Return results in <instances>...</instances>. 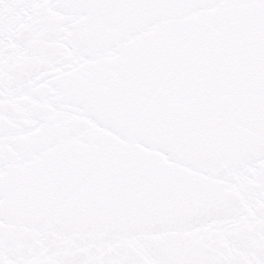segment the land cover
Instances as JSON below:
<instances>
[{
	"label": "snow or ice",
	"instance_id": "snow-or-ice-1",
	"mask_svg": "<svg viewBox=\"0 0 264 264\" xmlns=\"http://www.w3.org/2000/svg\"><path fill=\"white\" fill-rule=\"evenodd\" d=\"M0 264H264V0H0Z\"/></svg>",
	"mask_w": 264,
	"mask_h": 264
}]
</instances>
